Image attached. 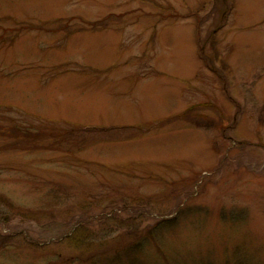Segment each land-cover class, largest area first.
I'll list each match as a JSON object with an SVG mask.
<instances>
[{"label": "rangeland", "instance_id": "obj_1", "mask_svg": "<svg viewBox=\"0 0 264 264\" xmlns=\"http://www.w3.org/2000/svg\"><path fill=\"white\" fill-rule=\"evenodd\" d=\"M224 1L0 0V264H264V0Z\"/></svg>", "mask_w": 264, "mask_h": 264}, {"label": "trees", "instance_id": "obj_2", "mask_svg": "<svg viewBox=\"0 0 264 264\" xmlns=\"http://www.w3.org/2000/svg\"><path fill=\"white\" fill-rule=\"evenodd\" d=\"M201 55L202 57H204L206 59V57L204 56L203 52L201 51ZM207 60V59H206ZM229 96H230V93H229ZM186 115V114H185ZM207 122H210V121H207ZM201 125V124H200Z\"/></svg>", "mask_w": 264, "mask_h": 264}]
</instances>
